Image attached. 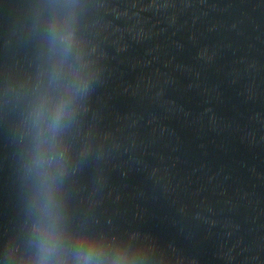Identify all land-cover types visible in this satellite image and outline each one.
<instances>
[{"label":"water","instance_id":"obj_1","mask_svg":"<svg viewBox=\"0 0 264 264\" xmlns=\"http://www.w3.org/2000/svg\"><path fill=\"white\" fill-rule=\"evenodd\" d=\"M0 264H264V0H0Z\"/></svg>","mask_w":264,"mask_h":264}]
</instances>
